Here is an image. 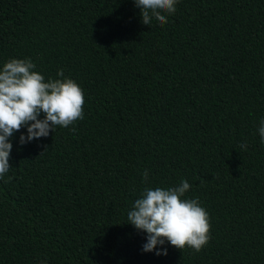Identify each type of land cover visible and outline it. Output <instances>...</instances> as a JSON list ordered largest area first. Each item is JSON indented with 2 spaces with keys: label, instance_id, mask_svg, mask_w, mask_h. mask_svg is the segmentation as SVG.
<instances>
[{
  "label": "trees",
  "instance_id": "1",
  "mask_svg": "<svg viewBox=\"0 0 264 264\" xmlns=\"http://www.w3.org/2000/svg\"><path fill=\"white\" fill-rule=\"evenodd\" d=\"M140 11L0 0V69L30 58L45 81L63 69L85 100L68 128L10 138L0 264H264V0H178L163 25ZM181 180L209 214V242L144 252L128 211L145 187Z\"/></svg>",
  "mask_w": 264,
  "mask_h": 264
},
{
  "label": "clouds",
  "instance_id": "2",
  "mask_svg": "<svg viewBox=\"0 0 264 264\" xmlns=\"http://www.w3.org/2000/svg\"><path fill=\"white\" fill-rule=\"evenodd\" d=\"M139 8L141 22L150 25L153 18L166 24V15L176 12L178 0H133ZM36 64L30 58H12L0 69V179L12 168L10 138L26 127L27 135L21 134V145L47 137L56 126L68 128L84 118V92L72 79L64 77L63 69L57 72L63 79L45 81V77L35 71ZM43 113V118L41 114ZM75 130L74 128L72 129ZM260 143L264 144V119L257 128ZM239 147L247 150V144ZM47 148L45 149V151ZM42 154V153H41ZM40 154V155H41ZM9 176L6 182H11ZM144 182H148V170L143 172ZM187 180H181L175 187L155 189L145 187L127 213V220L136 230L146 233L144 252L167 255V249L157 250L166 242L179 250L186 246L200 252L210 240V218L198 198L185 199L190 189ZM46 264V261H41Z\"/></svg>",
  "mask_w": 264,
  "mask_h": 264
}]
</instances>
